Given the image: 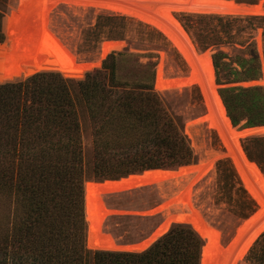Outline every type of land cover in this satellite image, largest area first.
Here are the masks:
<instances>
[{
  "label": "trees",
  "instance_id": "obj_1",
  "mask_svg": "<svg viewBox=\"0 0 264 264\" xmlns=\"http://www.w3.org/2000/svg\"><path fill=\"white\" fill-rule=\"evenodd\" d=\"M15 2L6 16L8 0H0V188L8 206L0 224V264H200L203 243L187 224L172 226L141 253L87 250L86 182L174 170L196 163L197 156L182 120L154 91L153 70L146 80H120L118 62L130 57L123 51L108 55L100 69L73 71L43 36L23 27L24 0ZM40 7V0H26L25 18L34 29ZM181 22L199 51L244 48L234 58L221 51L212 55L216 72L224 59L234 64L232 83L264 76V31L262 58L252 40L264 30L263 17H184ZM87 34L93 47L101 41L151 43L163 37L147 25L107 14L98 15ZM219 96L234 127L244 120L242 129L264 127L262 87L221 89ZM87 129L89 151L83 145ZM258 142L264 139L244 141L249 159ZM215 174L216 203L237 197L235 215L242 220L253 215L256 206L232 165L218 162ZM246 260L264 264V234Z\"/></svg>",
  "mask_w": 264,
  "mask_h": 264
},
{
  "label": "rangeland",
  "instance_id": "obj_2",
  "mask_svg": "<svg viewBox=\"0 0 264 264\" xmlns=\"http://www.w3.org/2000/svg\"><path fill=\"white\" fill-rule=\"evenodd\" d=\"M47 1L48 0H40L41 7L38 16V25L35 26L34 29L29 19L25 18L26 0H24L25 10L22 19H23V27L27 31L35 30L40 35L38 28H39V21L41 18V11L44 3ZM119 1L116 2L123 3L124 5H128L130 7L129 3H124L121 0ZM164 1H187V0H164ZM130 2L134 4L135 10L141 9L140 10L141 12L152 15L155 18H159L157 12L151 9L150 6H147L148 3H143V2L141 3V0L139 1L137 0L136 2L135 0H131ZM232 2L235 3L236 5L244 6L245 8H251L254 6L262 5V9H264V0H232ZM8 3H9V7L6 16L9 15L11 8L17 5L15 0H8ZM101 14L112 15L108 13H101ZM170 14L171 17L174 19V21L178 23L179 27L187 35L196 53L198 54L208 53L210 55V59L212 58V55L217 51H221L224 54H227L229 58H234L237 55H243L244 48L238 45L219 47L217 49L209 48L203 52L199 51L196 45L194 44L190 34L185 30V28L183 27V23L181 22L184 17H192V19H194L196 17L214 16V15H197V14H189L185 12H175V11H171ZM97 15L93 9H88L85 11L83 9H79L77 12H75L65 4H58L56 7L52 9L50 18L54 32L70 44V46L74 50L75 55L78 58V61L85 64H97L99 62L100 67H96L95 69H100L102 67V62L107 58V56L104 59L100 58L101 57L99 54L100 47L103 43L111 42V41H101L94 47H93V43H89L87 30L89 28H93L96 22ZM221 17H225V16H221ZM226 17H231L235 19L236 18L240 19L245 17L264 18V11L263 13L261 12L260 15H252V14L242 15V16L229 15ZM126 18L132 20L135 23H141L143 25H147V27H149L150 29H153L161 33L163 37H161V39L158 40L155 39L151 43L148 41H144L143 43H137L134 41L135 43H131V40L115 41L122 43L124 46L121 49V51L113 52V53H120L123 51H127V54L130 55V57H126L122 60H119L118 62L117 75L120 80L122 81H132L137 79L146 80L148 79L151 70H153L154 71L153 89L154 91H156L155 80L157 77V67L160 64L162 65L163 75L166 80L177 81L180 79L188 78L190 74V68L188 67V64L180 55V53L177 51L173 43L160 29H157L134 17L132 18L126 17ZM192 23L196 26L195 21H193ZM196 29H199V27H196ZM263 31L264 30L262 29H258L252 39L256 44L257 51L260 54L261 58H262V49H263L262 47ZM4 39H5V35H4ZM0 44H3V42ZM131 54H135L139 57L131 58ZM153 64L155 65L153 66ZM67 66L69 67V69H71L69 65ZM232 66H234V64L231 63L229 59H224L222 61V67L220 68L219 72H216L213 67L212 89H214L217 97H219L220 100L221 98L219 96V91L221 89H228L233 87L248 88L252 86H260L264 89V86L261 85L260 83L261 81L264 82V76L260 80L254 82L232 83V81H234V77L229 72V69ZM21 79H23V77ZM18 80H20V78ZM15 81H17V79ZM206 92L207 93H204V91H202V89L199 88V86L194 85L191 88L184 89L182 91H172L170 93H165V94L159 92L157 93H159L165 99L164 101L167 107L169 108L170 112L174 116L182 120L184 124L185 135H187L186 126L188 123L193 122L195 120H202V123L194 126V128H191L193 138L192 139L189 138L188 135L187 137L189 138L192 148L197 156L196 163L201 160H205V161L207 160L206 161L207 170L205 175L202 177V179L195 185L192 195L189 198H190V202L193 203L195 210L199 212L202 219H204L213 229L219 232L217 234L218 246L222 248H228L229 246H232L230 254L227 256L226 261H221L222 264H231V260L234 258L233 255H235L237 251L243 248L244 246L243 243L247 233L254 227V224L256 225L257 223H259L263 217L261 216L259 221H256L257 223L255 222L253 225H250L249 226L250 228L247 227L246 228L247 230L242 232L238 238L236 237L237 232L241 227L242 223L257 213L259 209V205L249 195L246 187L243 184L241 176L237 171L236 164L234 163L232 157L233 153L235 152V147L233 146L232 140L226 137L227 139L225 141L226 143L223 142V139L218 134L219 131L217 129L211 128L207 122L208 119V120H214V122L216 123V121L219 118V115L217 109H215L214 102H212L213 98H212L211 90L209 91L206 90ZM226 117L228 118L227 114ZM229 123L232 129H234L236 132H241L244 130L241 128V126H243L246 123V120L242 121L237 127H234L232 125L230 119H229ZM254 128H258V127H254ZM249 139H264V136H250L244 138L237 135L236 138L237 145L239 149L243 151L242 153L246 161L253 164L258 170L259 174L264 178V172L262 170V167H264V143L258 142L253 145L252 159H249L243 147L244 141ZM91 144H92V139L90 135V129H87L85 131V135L83 138V145L89 151V147L91 146ZM220 161H227L232 165L233 169L235 170L236 174L238 175V177L240 178L243 184V187L246 191L248 198L251 201H253V203L256 206L255 213L245 220L240 219L234 213L235 205H236L235 202L237 200V197L233 198V202L231 203H228L226 201H223L221 203H216V199L219 193L217 189L215 170H216V164ZM251 182L256 186V183L254 181L251 180ZM85 185L84 187L86 189ZM166 187L160 189L157 186L152 185V186L137 188L129 192L109 194L107 199L111 208L114 211H116L115 213L116 215L113 214L108 217H104L101 226L103 233L110 235L118 243L125 245L127 244L134 245L136 243L146 240L148 236L155 229H157L163 222V218L160 214L148 215L146 213H150V211L153 208H155L156 206L162 203V196L166 194L165 192L167 191ZM4 196L5 194L3 192V189L0 188V224L2 222L4 213L8 211L7 198H4ZM181 214L187 215L188 212L186 210H183L181 211ZM1 231H2V226L0 225V232ZM263 234L264 231L256 237L255 241H253V243L250 246H248V248L242 254V256L236 259L234 264H250L249 261L246 260V257L248 256V253L251 250V248L254 246L255 242ZM85 241H86V229H85ZM221 251L223 252V249ZM218 259L219 258L214 259L213 261H216Z\"/></svg>",
  "mask_w": 264,
  "mask_h": 264
},
{
  "label": "bare ground",
  "instance_id": "obj_3",
  "mask_svg": "<svg viewBox=\"0 0 264 264\" xmlns=\"http://www.w3.org/2000/svg\"><path fill=\"white\" fill-rule=\"evenodd\" d=\"M116 1L119 0H48L42 7L38 31L40 35L43 36L54 47L59 58L64 63L68 64L73 71L79 72L91 71L96 67H100V63L98 62L97 64H85L78 61V58L75 55L74 50L70 46V44L54 32L50 14L52 9L58 4H65L75 12H77L79 9H83L84 11L93 9L96 12V15L101 13H108L124 17H134L143 21L144 23L160 29L168 37V39L173 43L177 51L188 64V67L190 68V74L186 79L168 81L163 75L162 65L160 64L157 67V84L155 85V90L159 93L165 94L172 91H182L184 89L191 88L194 85L199 86V88H201L204 93H207L206 90H211L212 98L214 100H212V102H214L215 104V109H217L219 118L216 123L214 122V120L208 119L207 122L211 128L217 129L219 131L218 134L223 139V142L227 140L226 137L232 140L233 146L235 147V152L233 153L232 157L234 163L236 164L237 171L239 172L243 184L246 187L249 195L259 205L257 213L241 225L236 237L238 238L242 232L247 230V227L253 225L256 221H259L261 216L263 217L261 221L259 223L256 222L257 224H254V227L247 233L243 243L244 246L242 245L243 248L237 251L235 255H233L234 258L231 260V264H234L236 259L241 257L248 246H250L253 241H255L256 237L264 231V178L259 174L258 170L253 164L246 161L242 153L243 151H241L237 145L236 138L237 135L240 137H245L247 135L264 136V127L245 129L241 132H236L234 129H232L229 123V119L226 117L225 108L219 97H217L214 89H212L213 66L210 55L208 53L198 54L195 52L189 38L179 27L178 23L171 17L170 12L175 11L185 12L189 14L214 16H242L248 14L260 15L261 12L263 13L264 9H262V5L245 8L244 6L236 5L232 2V0H141V3H148L147 6H150L151 9L157 12L159 18H155L152 15L141 12V9L135 10L133 4L134 1L132 3L130 2L131 0H121L124 3H129L130 7ZM136 1L137 0H135V2ZM123 46L124 45L119 42L103 44V47L105 48V50L107 49V51L100 58L104 59L109 52L121 51ZM260 83L264 86V82L261 81ZM200 123H202V120H195L187 124L186 134L189 136V138H193L191 128H194V126L199 125ZM206 161H203L202 166L205 165L207 168ZM188 169L190 168L182 169L180 170V172H185L186 174V171ZM172 175L173 173L170 172L154 170L146 171L140 176H129L127 178L119 180L118 182H105L103 184L86 183V200L88 209L87 221L91 222L89 224L90 242L87 244V250L93 252L105 251L141 253L147 250L152 245V243L154 242V238L162 237L169 231V229L173 225L187 224L195 230V232L201 239L207 241L208 245L205 247V249H203L202 264H222L221 261H226L227 256L230 254L232 246H229L228 248H222L218 246L217 234L219 232L213 229L204 219H202L199 212L195 210L193 203L190 202L189 196L186 195L184 197H181L182 191L178 193L174 203L162 205L160 207L159 210H162L164 212V223L158 228V230L154 234V238L152 237L148 240H144L140 244L136 243L137 245H125L118 243L110 235L103 233L101 228L102 220L104 219V217H108L116 213V211H114L109 205L107 199L109 194L132 191L130 189L123 190L122 188L131 184L134 180L154 181L155 183L147 186L155 185L160 189H163L167 186V191L165 192L167 193L172 188L180 185L178 182H170L171 179H174ZM251 180L256 183V186L251 182ZM141 187L145 186H139V188ZM183 210H186L188 214H181V211ZM146 214L155 215L153 214V212ZM222 249L223 252L221 251ZM217 258H219L220 260L218 259L216 261H213Z\"/></svg>",
  "mask_w": 264,
  "mask_h": 264
},
{
  "label": "water",
  "instance_id": "obj_4",
  "mask_svg": "<svg viewBox=\"0 0 264 264\" xmlns=\"http://www.w3.org/2000/svg\"><path fill=\"white\" fill-rule=\"evenodd\" d=\"M107 43H117V42H106V43H103V44H107ZM103 44L101 45L100 47V56H102L106 51L107 49L105 50V48L103 47ZM113 52H109L106 56H108L109 54H111ZM157 84V77H156V80H155V85ZM260 85V84H259ZM248 129H252V128H248ZM245 130V129H244ZM251 135H247L245 136L244 138H247V137H250ZM203 161L205 160H201L197 163H194V164H191V165H187V166H181L177 169H174V170H160V171H165V172H170V173H173V178L174 179H171L170 182H173V183H176L178 182L180 185L179 186H176L175 188H172L170 191H168V193L164 194L162 196V203L158 206H156L155 208H153L151 212H153V214H160L162 216V218L164 219L163 215H164V212L162 210H159L160 207L162 205H167V204H170V203H174V201L176 200V197L178 195V193L180 191H182V195L181 197H184V196H189L191 197L192 195V192H193V189L195 187V185L202 179V177L205 175L206 173V166L203 165L202 166V163ZM185 168H190L188 169L185 174V172H180V170L182 169H185ZM154 171V170H153ZM144 173V172H143ZM143 173L141 174H138V175H131V176H140L142 175ZM121 180V179H120ZM119 180L117 181H104L102 183H99V184H103L105 182H118ZM86 183H95V182H92V181H89V182H86ZM152 183H155L154 181H149V180H141V181H132L131 184L127 185V186H124L122 189H130V190H133V189H137L139 188V186H147V185H150ZM126 191V190H125ZM128 191V190H127ZM86 197H87V194H86V189L84 187V200H83V207H84V217H85V225H86V244H88L90 242L89 240V235H90V232H89V224L91 222H88L87 221V200H86ZM99 213V212H98ZM166 213V212H165ZM248 220V219H247ZM247 220H245L242 224H244ZM164 223V221L162 222V224ZM161 224V225H162ZM160 225V226H161ZM159 226V227H160ZM158 227V228H159ZM155 229L149 236L146 240L150 239V238H154V234L156 233V231L158 230ZM159 238H154V242H156ZM203 240V239H202ZM143 242V241H142ZM153 242V243H154ZM141 242L137 243V244H140ZM152 243V244H153ZM135 244V245H137ZM207 241L206 240H203V246H202V249H201V256H200V264H202L203 262V249H205V247L207 246Z\"/></svg>",
  "mask_w": 264,
  "mask_h": 264
}]
</instances>
